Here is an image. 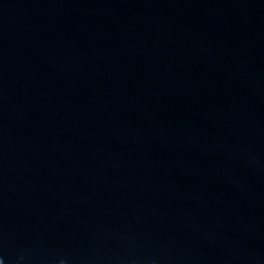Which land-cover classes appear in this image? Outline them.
Returning <instances> with one entry per match:
<instances>
[{
	"label": "water",
	"instance_id": "water-1",
	"mask_svg": "<svg viewBox=\"0 0 264 264\" xmlns=\"http://www.w3.org/2000/svg\"><path fill=\"white\" fill-rule=\"evenodd\" d=\"M0 264H264V0H0Z\"/></svg>",
	"mask_w": 264,
	"mask_h": 264
}]
</instances>
